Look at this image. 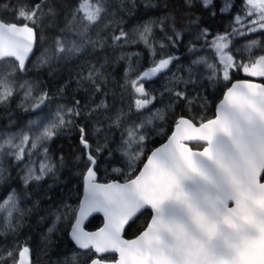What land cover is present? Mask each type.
<instances>
[{"label": "snow or ice", "instance_id": "1", "mask_svg": "<svg viewBox=\"0 0 264 264\" xmlns=\"http://www.w3.org/2000/svg\"><path fill=\"white\" fill-rule=\"evenodd\" d=\"M212 3L213 0H202L205 8ZM132 4L134 6L135 0ZM185 4L190 7L192 0H185ZM149 6L154 7L145 4ZM230 6L226 3L220 11ZM245 6L247 21L238 14L235 23L239 27H234L231 33L217 34L211 40L206 28L196 33L195 39L202 40L213 51L214 62L210 63L205 56L192 59L187 78L174 75L170 79L172 86L165 87L164 91L170 94L165 108L149 112L139 122L127 124L115 149L125 158L124 167L112 168L122 180L97 181L99 155L107 144L93 148L86 138L85 128H79L84 151L77 161L82 162L83 168V198L75 207L64 205V211L56 215L48 229L53 232L56 223L71 220L72 240L79 249L87 250L74 254V264H79L80 255L85 257L83 264H264V82L232 78L233 71H242L247 77L264 80V54L244 62L237 60L230 50L232 35L264 30V0H245ZM110 8V0H80L64 16L65 25L55 37L53 55L41 54L33 67L39 69L49 65L53 58L80 53L86 45L103 48L108 40L115 48L143 44L152 57L153 66L135 79H127L135 71L132 58L139 55L128 53L125 70V85L136 94V111L142 112L155 100L146 90L144 81L164 72L178 59L169 55L157 60V43L161 49L167 46L165 41L176 46L183 40L184 33L176 27L175 16L169 14L136 26L134 34L130 35L124 30L123 20L113 18L115 13ZM0 11L11 16L10 20L0 18V63L10 66V71L0 70V105H3L16 90L9 77L28 71L42 20L48 18L51 26H56L59 12L54 0H33L31 4L16 0L15 4H3ZM166 24L170 34L165 31ZM156 27L164 32V38L159 41L153 37ZM94 28L96 40L89 35ZM104 30H108V35L101 37ZM65 33L78 39H68ZM259 46L257 40L246 44L250 57L252 49ZM188 50L195 53L200 49L190 42ZM120 59H125V54ZM199 66L208 70L209 81L223 82L222 98L214 102L210 117L207 97L199 92L190 96L188 92L189 86L199 83L196 73ZM83 81L91 84L94 93L102 92L103 74L94 65L78 83ZM20 88L25 89L23 99L31 102V111L40 109L50 99L47 91L34 96L33 86L28 81L21 83ZM59 91L63 93L64 88ZM90 103L94 107H90L89 114L108 108L103 96L99 103L94 99ZM181 103L186 111L169 122L168 113ZM80 105V100H74L72 107L58 108L52 118L30 121L29 127L35 125L38 129L34 136L21 134L17 142L13 135L0 141V158L7 154L19 163L27 155L28 162L21 177L25 188L55 172L56 164L46 144L57 130L74 124V118L81 115ZM194 107H198L199 112H194ZM125 115L122 111L117 113L110 126L121 127ZM166 123L172 126L166 128ZM148 127L154 128L156 135L164 140L150 150L145 147ZM112 151L108 150L109 157ZM34 154L40 157L38 164L31 159ZM60 162L63 164L62 156ZM4 174L5 169L0 165V182ZM93 213L103 214V226L87 231L84 224ZM0 214H3L0 235L16 232L24 210L19 208L15 191L0 202ZM145 214L147 219L142 229L134 238L126 239V227ZM0 264H31V250L26 245H15L0 254Z\"/></svg>", "mask_w": 264, "mask_h": 264}, {"label": "trees", "instance_id": "2", "mask_svg": "<svg viewBox=\"0 0 264 264\" xmlns=\"http://www.w3.org/2000/svg\"><path fill=\"white\" fill-rule=\"evenodd\" d=\"M33 0H25V3L31 4ZM80 0H54L59 16L56 20V26H51V21L44 18L37 31V43L35 53L28 62V71L25 73H16L9 77L15 85V93L11 99L3 105H0V134L2 132H17L28 127V123L34 119L35 114L40 113V109L31 111V102H22L21 97L25 89L20 88V84L28 81L33 86L34 96L39 95L41 91H47L50 99L45 103L50 106L72 107L74 100H80L81 115L74 118V124L65 127L47 142L49 156L56 164L54 173L45 176L41 181L31 182L25 188L21 177L24 175V165L28 162V157L22 162H16L11 156L5 154L1 159L5 169L4 179L0 182V202L12 191H15L19 198V208L24 210V216L20 222V227L16 232H8L6 235H0V254L6 253V250L13 249L15 245L27 246L31 250V264H74V254L84 253L87 250L78 249L70 240V223L61 220L56 223L55 230L49 232L56 220V215L64 211V205H78L82 198L84 182L82 162L77 161V157L83 156V147L80 143L79 128L83 126L86 131V138L95 148L97 144H107V148L99 155L101 161L99 165L98 177L102 182L112 179H121L112 172L113 167H124L125 158L115 149L120 144L122 132H124L127 122H138L145 114L137 112L135 108L136 94L130 86L125 85V70L128 66L126 54L139 53L133 56L132 63L135 71L127 79H135L143 71L152 67V57L143 44H129L122 48L111 46V41L105 42L104 47L97 46L93 48L86 45L80 53L71 55H62L60 59L53 58L49 65L42 68H34L37 58L41 54L52 56L54 53V40L60 35V29L65 25L64 16L70 8H75ZM15 4L16 0H0V8L3 4ZM110 11L115 13L113 17L116 20H123L124 30L133 35V30L138 25H142L150 20H158L165 15H174L176 27L184 33V38L176 46L167 44L161 49L159 44L156 46V59L167 57L169 55L178 57L174 59L171 68L158 74L151 80H145V88L151 96L155 97L151 107H165L170 100V94L165 92V87H171L170 79L175 76L187 78V68L192 59L197 56L207 57L210 63L214 62V53L204 44L202 40H196V33L200 29H208L211 40L217 34L231 33L234 27H239L235 23V17L245 15V0H214L212 5L205 8L202 0H192L189 7L185 0H135L133 6L132 0H110ZM230 4L225 11H220L225 4ZM145 4L154 5L145 7ZM229 9V10H228ZM215 12V15H213ZM0 17L11 19V16L0 11ZM247 17L245 21H247ZM196 21V23H193ZM244 30V29H242ZM165 31L169 32L167 24ZM246 31V30H244ZM68 39L74 37L71 33L64 34ZM89 35L93 40L97 39L96 29H92ZM108 30L100 33L101 37H106ZM153 37L156 41L164 38V32L158 27L154 28ZM232 47L240 45L241 42L258 40L264 45V30L250 34L232 35L230 37ZM195 43L200 49L195 53L188 50L189 43ZM264 53V50L257 49L250 56H246L241 51L234 52L237 60L255 59ZM125 54V59L120 56ZM7 63H0V70L10 71ZM2 65L6 68L1 67ZM100 69L103 74L101 84L102 92L94 93L91 84L87 81H81V76L86 77L92 66ZM103 66V67H101ZM51 69V70H50ZM173 69L176 71L172 73ZM199 76V83L193 87L189 86L190 96L197 92L208 99L207 115L210 117L214 112V102L222 98L223 82L213 83L207 79L209 72L203 66L196 69ZM167 77V75H171ZM233 80L238 78H248L242 71H233ZM264 81V80H261ZM99 82V81H98ZM167 84V85H165ZM64 88L63 93L59 89ZM106 93V96L103 95ZM163 93V95H161ZM22 95V96H21ZM106 100L108 108L99 112L89 114L90 103L92 99L99 103L101 97ZM199 101H197V104ZM89 107H85V105ZM28 108L29 110H25ZM126 113L124 123L121 127L110 126L112 119L119 112ZM185 106L181 103L174 111L168 113L167 120L170 122L176 116L185 112ZM194 112H199L198 107H194ZM107 117V118H106ZM111 118L109 121L107 119ZM172 126L166 123L165 127ZM102 130L96 131L97 128ZM151 130V127L147 128ZM13 130V131H12ZM153 135V134H152ZM107 138V139H106ZM164 142L163 138L156 135L151 136L147 142L149 149L155 148ZM112 149V155L109 157L108 150ZM63 157V164L60 157ZM105 169L107 172H105ZM147 219V214L141 216L134 223L126 228L125 236L134 237L142 229ZM3 222V214H0V223ZM15 223V219H14ZM103 224L101 216L92 217L86 225L88 230H96ZM18 258V252L16 253ZM85 257L79 256V264H83Z\"/></svg>", "mask_w": 264, "mask_h": 264}, {"label": "rangeland", "instance_id": "3", "mask_svg": "<svg viewBox=\"0 0 264 264\" xmlns=\"http://www.w3.org/2000/svg\"><path fill=\"white\" fill-rule=\"evenodd\" d=\"M214 1V0H213ZM229 9H230V7H229ZM228 9V10H229ZM245 14V13H244ZM241 18L243 19V20H245L246 19V16L245 15H242L241 16ZM259 31H261V30H257L256 32H259ZM258 41V40H257ZM250 42V40L249 41H244V42H241V44L240 45H237V46H233L232 47V44H230V50L233 52V54H234V52H237L238 50L239 51H241L243 54H245L246 56H250L249 55V53H248V51L246 50V44H248ZM257 49H260V50H264V45H261L260 44V46L259 47H256V48H253L252 49V52H251V55L253 54V52L254 51H256ZM264 54V53H263ZM235 55V54H234ZM262 55V54H261ZM258 57V56H257ZM239 60H243L242 58L241 59H239ZM248 60L249 59H246V60H243L244 62H248ZM4 65H5V63H4ZM4 65H2L1 67H3V68H6V66H7V64H6V66H4ZM172 65V64H171ZM171 68V67H170ZM169 68V69H170ZM7 71H9V70H6L5 72H7ZM176 71V69L174 70L173 69V71H172V73H174ZM244 74V73H243ZM173 74H171L170 76L169 75H167V77H171ZM245 75V74H244ZM247 77V76H246ZM249 79H258V80H261V79H259V78H252V77H248ZM165 85H167V84H165ZM24 92H25V90H24ZM24 92L22 93V97H21V99H22V102H24ZM33 95H34V93H33ZM25 103H27V102H25ZM47 104L45 103L41 108H40V113L39 114H35V116H34V119L32 120V121H35V120H37L38 118H40V119H42V120H46V119H48V118H52V117H54V115H55V113H56V111H57V109L58 108H60L59 106H50V107H47L46 106ZM165 108V107H164ZM163 107L161 108L160 106H156V107H151V105H149V107L147 108V109H144V114H145V116L146 115H148L149 114V112H151V111H155L156 109H164ZM107 118V117H106ZM142 119V118H141ZM140 119V120H141ZM110 120V118L109 119H107V121H109ZM139 122V121H138ZM128 123H131V122H127V124ZM157 124H159L160 122L159 121H157L156 122ZM63 129V128H62ZM62 129H59V130H57V132H61V130ZM99 130H102L103 129V127H99L98 128ZM37 127L35 126V125H33L31 128L29 127V123H28V127L27 128H25V129H23V130H19V131H17V132H3L1 135H0V141H3L4 139H7L9 136H16V138H17V142H18V140H19V137H20V135L21 134H28V135H30V136H34L35 134H36V132H37ZM13 131V130H12ZM154 128H152L151 127V130H148V129H146V132L149 134V138L151 137V136H153L154 135ZM153 134V135H152ZM149 138H148V140H149ZM148 140L145 142V147H146V150H150L149 149V147H148V145H147V142H148ZM120 142H121V138H120ZM27 156V155H26ZM33 161H35L37 164H38V162H39V159H40V157H39V155L38 154H34L33 156H32V158H31ZM0 165H2L3 166V163H2V159L0 158ZM140 166H142V164L140 165ZM9 195V194H8ZM7 195V196H8ZM7 196L2 200V201H4L6 198H7ZM1 201V202H2Z\"/></svg>", "mask_w": 264, "mask_h": 264}, {"label": "water", "instance_id": "4", "mask_svg": "<svg viewBox=\"0 0 264 264\" xmlns=\"http://www.w3.org/2000/svg\"><path fill=\"white\" fill-rule=\"evenodd\" d=\"M1 18V17H0ZM35 49H36V46H35V48H34V50H33V53L30 55V57H29V61H30V59L32 58V56H33V54L35 53ZM28 61V62H29ZM171 67V65L169 66V68ZM169 68L167 69V70H165L164 72H166V71H168L169 70ZM238 79H249V78H238ZM236 80V79H235ZM255 80V82H264V81H261V80H258V79H254ZM158 147V146H157ZM97 181L98 182H101V183H105V182H102V181H100L99 180V177H98V173H97ZM108 182V181H107ZM83 192H84V188H83ZM82 198H83V194H82ZM81 198V199H82ZM94 216H101L102 218H103V214L102 213H93L91 216H89L88 217V219L85 221V224H84V226H85V230H87V231H96V230H98V229H96V230H88L87 228H86V225H87V223L89 222V220L92 218V217H94ZM102 226H103V224H102ZM101 226V227H102ZM127 228V227H126ZM125 231H126V229H125ZM69 238H70V240L72 241V243L78 248V246L75 244V242L72 240V238H71V229H70V233H69ZM125 238L126 239H132V238H134V237H131V238H129V237H126L125 236ZM79 249V248H78ZM81 250V249H80Z\"/></svg>", "mask_w": 264, "mask_h": 264}, {"label": "flooded vegetation", "instance_id": "5", "mask_svg": "<svg viewBox=\"0 0 264 264\" xmlns=\"http://www.w3.org/2000/svg\"><path fill=\"white\" fill-rule=\"evenodd\" d=\"M6 132H7V131H6ZM2 133H3V132H2ZM2 133H1V134H2ZM1 134H0V135H1Z\"/></svg>", "mask_w": 264, "mask_h": 264}]
</instances>
